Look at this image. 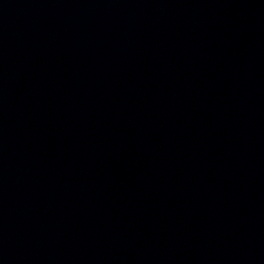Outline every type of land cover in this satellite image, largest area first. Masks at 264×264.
I'll return each instance as SVG.
<instances>
[{
    "label": "water",
    "instance_id": "obj_1",
    "mask_svg": "<svg viewBox=\"0 0 264 264\" xmlns=\"http://www.w3.org/2000/svg\"><path fill=\"white\" fill-rule=\"evenodd\" d=\"M0 264H264V0H0Z\"/></svg>",
    "mask_w": 264,
    "mask_h": 264
}]
</instances>
